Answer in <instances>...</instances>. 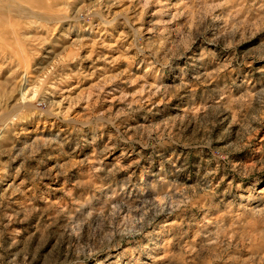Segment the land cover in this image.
Segmentation results:
<instances>
[{"label": "rangeland", "instance_id": "1", "mask_svg": "<svg viewBox=\"0 0 264 264\" xmlns=\"http://www.w3.org/2000/svg\"><path fill=\"white\" fill-rule=\"evenodd\" d=\"M0 264H264V0H0Z\"/></svg>", "mask_w": 264, "mask_h": 264}]
</instances>
